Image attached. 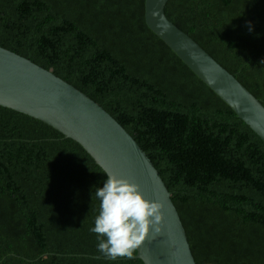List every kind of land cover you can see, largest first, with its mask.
I'll return each mask as SVG.
<instances>
[{"label":"trees","instance_id":"1","mask_svg":"<svg viewBox=\"0 0 264 264\" xmlns=\"http://www.w3.org/2000/svg\"><path fill=\"white\" fill-rule=\"evenodd\" d=\"M145 0H0V47L87 95L145 151L196 264H264V143L146 25ZM165 16L264 106V0H169ZM107 175L0 106V264L109 260L90 231Z\"/></svg>","mask_w":264,"mask_h":264},{"label":"water","instance_id":"2","mask_svg":"<svg viewBox=\"0 0 264 264\" xmlns=\"http://www.w3.org/2000/svg\"><path fill=\"white\" fill-rule=\"evenodd\" d=\"M169 0H145L147 27L264 143V106L165 16ZM0 106L41 121L79 144L104 173L163 205L161 232L136 251L144 264H196L179 213L145 151L99 104L32 61L0 47Z\"/></svg>","mask_w":264,"mask_h":264},{"label":"clouds","instance_id":"3","mask_svg":"<svg viewBox=\"0 0 264 264\" xmlns=\"http://www.w3.org/2000/svg\"><path fill=\"white\" fill-rule=\"evenodd\" d=\"M94 195L100 204L90 231L104 258H130L150 234H160L163 205L146 200L137 184L109 175Z\"/></svg>","mask_w":264,"mask_h":264}]
</instances>
